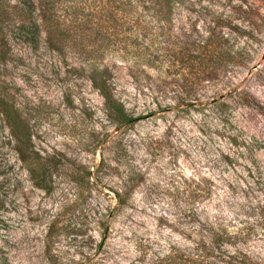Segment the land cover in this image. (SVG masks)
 Instances as JSON below:
<instances>
[{
    "label": "rangeland",
    "instance_id": "1",
    "mask_svg": "<svg viewBox=\"0 0 264 264\" xmlns=\"http://www.w3.org/2000/svg\"><path fill=\"white\" fill-rule=\"evenodd\" d=\"M121 1L139 8L62 0L57 51L17 24L38 0H0V96L32 144L0 115V264H264V0H173L161 22Z\"/></svg>",
    "mask_w": 264,
    "mask_h": 264
},
{
    "label": "trees",
    "instance_id": "2",
    "mask_svg": "<svg viewBox=\"0 0 264 264\" xmlns=\"http://www.w3.org/2000/svg\"><path fill=\"white\" fill-rule=\"evenodd\" d=\"M117 2V3H116ZM142 3V8L153 13V16L157 17V22H161V18L159 16L164 17L163 10L170 9L173 3V0H151L150 3H146L145 0H140ZM117 10L131 9V8H139V2L137 6H132L130 1L128 4H124L121 0H115ZM57 7L64 8L62 4V0H38L37 9L38 13L35 16L27 17L23 15L20 20L17 21L19 28H34L36 32L39 34L40 29L45 31V40L48 42L50 47H53L57 51H61L65 46L66 41L68 40V34L65 27V22L60 19V16L57 15ZM116 17V15H115ZM165 19V18H164ZM139 20V19H137ZM136 20V21H137ZM149 21V20H148ZM12 24L9 20V14L0 8V35H3L1 40L5 38L4 34L7 33V26ZM151 24V22H150ZM152 26H156L155 24H151ZM27 26V27H26ZM160 29V27H158ZM160 44V43H159ZM161 48V45L158 46ZM157 47V48H158ZM176 55V53H175ZM189 62V61H187ZM214 62L209 59H199L195 60L192 64L186 65V69L192 71V75L194 78L191 79L192 86L199 85L200 83L211 80L215 78L212 75V68L214 67ZM180 74V73H177ZM184 74V73H182ZM181 75V74H180ZM180 86V84H179ZM195 88V87H194ZM100 91L107 99V103L110 107H113L115 110V114L121 123H128L132 120V118L126 114L124 110V106L121 102L115 101L112 99V95L110 93L109 84L107 81H102L100 85ZM188 94H192L191 91ZM0 115L3 116L5 122L9 128V131L14 140L15 146L19 153H22V147H31V134H30V126L26 124L21 116V112L16 107V105L10 100L0 96ZM27 151V150H26ZM31 153L37 152L30 150ZM36 157V156H34ZM33 157V158H34ZM46 168H44V172H46ZM31 174H35V170L33 168L30 169ZM189 258V257H188ZM159 264H212L208 259L199 258V256H193L191 259H184L183 256H175L173 254L168 255L166 258L161 260Z\"/></svg>",
    "mask_w": 264,
    "mask_h": 264
},
{
    "label": "water",
    "instance_id": "3",
    "mask_svg": "<svg viewBox=\"0 0 264 264\" xmlns=\"http://www.w3.org/2000/svg\"><path fill=\"white\" fill-rule=\"evenodd\" d=\"M222 97H223V96H222ZM222 97H221V98H222Z\"/></svg>",
    "mask_w": 264,
    "mask_h": 264
}]
</instances>
